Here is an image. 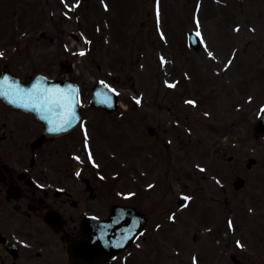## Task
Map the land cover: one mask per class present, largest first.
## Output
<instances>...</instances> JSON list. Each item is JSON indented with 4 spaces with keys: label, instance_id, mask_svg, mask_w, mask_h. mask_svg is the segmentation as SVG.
Masks as SVG:
<instances>
[{
    "label": "rangeland",
    "instance_id": "1",
    "mask_svg": "<svg viewBox=\"0 0 264 264\" xmlns=\"http://www.w3.org/2000/svg\"><path fill=\"white\" fill-rule=\"evenodd\" d=\"M193 30L200 50L187 42ZM0 40L28 72L51 59L60 73L74 67L83 119L59 141L100 167L118 201L158 209L133 254L145 264H234L231 254L264 264V137H253L264 0H0ZM97 82L118 89L116 114L91 107ZM181 191L195 198L177 209Z\"/></svg>",
    "mask_w": 264,
    "mask_h": 264
},
{
    "label": "flooded vegetation",
    "instance_id": "2",
    "mask_svg": "<svg viewBox=\"0 0 264 264\" xmlns=\"http://www.w3.org/2000/svg\"><path fill=\"white\" fill-rule=\"evenodd\" d=\"M8 49L0 40V72L64 76L52 59L28 72V62ZM59 137L0 99V264H71L67 245L80 237V224L111 222L110 189L97 185L85 163L64 155L70 147ZM148 223H156L154 213ZM123 255L105 264H143Z\"/></svg>",
    "mask_w": 264,
    "mask_h": 264
},
{
    "label": "water",
    "instance_id": "3",
    "mask_svg": "<svg viewBox=\"0 0 264 264\" xmlns=\"http://www.w3.org/2000/svg\"><path fill=\"white\" fill-rule=\"evenodd\" d=\"M197 44V41H194ZM16 79L15 94H5V98L8 102L15 107L33 113L44 125V127L54 133L65 132L71 129L78 121L80 117L79 113V96L78 89L71 83L65 82L59 85L58 91H63L62 95H57L56 83L47 81L43 76H37L30 82H25L19 78ZM46 85H49L46 86ZM18 86V88H17ZM93 105L95 107L107 108L110 112H114L117 109V97L113 90L98 85L93 91ZM264 134V113L260 116L259 122L256 125V137ZM250 166V165H249ZM239 186V185H238ZM111 224V223H110ZM113 224V223H112ZM130 223H118L117 225L110 226L107 223H84L83 225V238L78 243L81 244L79 248H73L72 255L81 262L92 256L94 252L91 249V242L94 238V229L96 227H105V229H113V232L107 236L108 242L112 241L111 236H115L117 228L119 229H131ZM125 225V226H123ZM123 226V227H122ZM143 226V223L141 227ZM142 228L136 233L139 234ZM134 236V237H135ZM121 250L110 246L104 250L110 257V254Z\"/></svg>",
    "mask_w": 264,
    "mask_h": 264
},
{
    "label": "snow or ice",
    "instance_id": "4",
    "mask_svg": "<svg viewBox=\"0 0 264 264\" xmlns=\"http://www.w3.org/2000/svg\"><path fill=\"white\" fill-rule=\"evenodd\" d=\"M171 86V85H170ZM137 102H139V101H137ZM202 171H203V169H202Z\"/></svg>",
    "mask_w": 264,
    "mask_h": 264
}]
</instances>
